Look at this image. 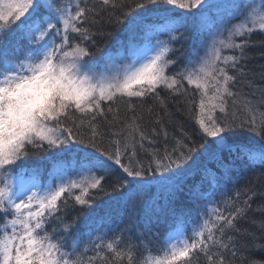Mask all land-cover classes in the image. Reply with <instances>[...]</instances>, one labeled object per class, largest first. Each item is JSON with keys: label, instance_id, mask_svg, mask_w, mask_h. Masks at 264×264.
<instances>
[{"label": "snow or ice", "instance_id": "1", "mask_svg": "<svg viewBox=\"0 0 264 264\" xmlns=\"http://www.w3.org/2000/svg\"><path fill=\"white\" fill-rule=\"evenodd\" d=\"M103 24L124 28L128 42H120L116 52L97 44V36H112ZM190 25L204 37L203 55L196 53L170 72L181 58H169L180 51L173 45L187 39ZM257 31L264 33V0H0V264H198L201 254L206 264H231L223 254L237 255L229 232L252 236L251 247L264 249L255 243L264 237L242 232L236 224L258 195L247 187L239 204L241 191L222 206L215 200L211 207L197 205L202 211L195 223L179 216L163 236L141 233L139 243L123 247L135 203L128 225L109 240L105 236L115 226L93 218L84 225L89 239L83 246L72 236L78 217L61 221L59 230H47L69 199L91 210L99 196L90 191L115 193L127 206L155 183L175 197L189 162L195 163L200 150H209L208 138L216 146L212 158L225 171L236 162L264 167V71L255 74L247 67L253 58L247 49L256 46L251 36ZM137 39L142 43H133ZM185 83L199 92L198 103L185 100L197 126L192 134L160 95L166 90L170 96H187ZM148 99L159 107L157 112L146 109L150 130L140 123L143 112L119 116L120 101L135 113L134 101ZM245 133L259 144L240 139ZM194 135L205 143L197 144ZM161 141L162 147H156ZM30 149L57 157L46 183L40 182L38 168L27 170L28 180L25 170L13 171ZM204 198L196 193L195 199ZM256 210L264 212V203ZM254 223L264 230V221Z\"/></svg>", "mask_w": 264, "mask_h": 264}, {"label": "trees", "instance_id": "2", "mask_svg": "<svg viewBox=\"0 0 264 264\" xmlns=\"http://www.w3.org/2000/svg\"><path fill=\"white\" fill-rule=\"evenodd\" d=\"M220 2L224 1L216 3ZM128 3H132V0H128ZM176 14L179 15L180 13L177 12ZM101 27L112 32V36L108 39H102L99 36L96 37L97 44L104 47L106 51L116 52L120 42H128L123 26L109 27L107 24H103ZM181 31H184V29H181ZM203 39L204 37L197 35L191 30L190 25L187 39L173 45V47L180 49V51L171 53L169 58L175 59L177 56L181 58L177 64L170 69V72L178 70L180 66L186 63L188 58H195L196 53L203 55ZM251 41L254 42L256 46L247 49V52L253 57L247 61V67L253 73L259 74L264 71V68L261 67L264 65V55H262L264 54V46L260 45V42L264 41V33L259 31L254 32L251 36ZM96 59L99 60V57H96ZM258 80L259 77L257 75V81ZM184 87L188 89L187 96H170L166 90L160 91V95L167 98L169 109L176 113L175 119L183 124L186 132L192 134L196 132L197 126L193 118L188 115V105L185 103V100L194 99L198 103L199 92L187 83H185ZM134 103H136L137 108L136 112L132 113L127 111L126 101H120L119 116L127 118L134 114L140 115L143 112V119L140 123L144 125L146 130H150L153 126L149 122L152 117L149 116L146 109L152 107L153 111L157 112L159 111L158 105H156L153 99H148L143 103L134 101ZM105 106H107V102ZM112 107L116 108L117 105L114 104ZM177 108L183 111L177 113ZM195 111L196 108L193 106V112ZM108 120H112L111 115L108 116ZM111 138L110 136L106 137V139ZM193 138L196 139L197 144L205 143L199 136L194 135ZM240 139L244 142H248L252 139L254 143L257 145L259 144L258 138H251L247 133L240 137ZM229 142H231V140ZM162 145L163 141L157 144L156 147H162ZM206 147L209 149L207 152L200 150V154L193 158L195 163L192 161L189 162L191 167L188 169L187 173L183 174L178 180L177 187L181 190L176 193L175 197H169V188L158 186L155 183L150 185L138 198L127 202V206L125 201L116 198L117 194L115 193L106 195L90 191L91 195L99 196V199L91 210L81 209L73 200L69 199L66 205L61 204V211L57 214L59 219L51 220L47 224V230L50 233L54 228L59 230L61 221H71L73 217H78L79 223L73 231L72 236L73 238L78 237L83 246L88 243L89 239L85 234L87 229H85L84 225L89 218H93L97 222L102 221L109 226H115L114 230L108 232L107 236H105V239L109 240L128 225L129 208L135 203L137 207L135 209L134 224L128 225L131 228L130 232L123 233L122 243L120 245V247H123L130 241L139 243V241L144 238L140 235L141 233L148 235L150 233L159 232L161 236H163L164 233L168 232L174 226L179 216L183 217L186 224L195 223L200 218L199 214L202 211L197 205H207L211 207L210 201L215 200L218 205L222 206L223 202L228 197H234L236 191H241V197L237 201L239 204L246 196L243 189L247 187L255 190L258 195L251 201L253 206L252 209L248 210L245 217L239 218L236 221L237 227L241 229L242 232L247 230L255 233L257 237H264V230H261L258 224L254 223V221H264V212L256 210V205L264 203V196L260 195V193H264V167H244L240 162H236L231 166V171H225V169L220 166V163L211 156L212 151L215 150L216 147L212 142V138H208ZM222 155L224 163L229 164V154L224 152ZM140 158L145 160V162L148 159V157L144 156L142 153ZM56 159L57 157L52 153H36L30 149L29 155L17 162L14 171L23 169L26 173H30L27 171L28 169H41L44 182L49 176ZM185 168H188V166H185ZM97 175H99V173H97ZM109 183L110 182L105 183L106 188H108ZM197 192H202L205 198L195 199ZM74 194L79 193L75 192ZM3 220L4 217L0 216V222ZM96 226V224L93 225V237L99 234L95 230ZM101 231H103V229H101ZM227 235L235 236L237 255L233 258L231 253L225 250L223 254L226 261H231V264H249L250 260L264 261V249L255 250L251 247L254 243L252 236L246 234L237 235L234 232H229ZM255 243L264 244V239H258ZM245 244L249 245V247H245ZM211 251L215 252L218 251V249L213 248ZM87 255H94V252H89ZM97 264H99V262H97ZM194 264H196L195 261ZM198 264H206V258L202 254L199 256Z\"/></svg>", "mask_w": 264, "mask_h": 264}, {"label": "rangeland", "instance_id": "3", "mask_svg": "<svg viewBox=\"0 0 264 264\" xmlns=\"http://www.w3.org/2000/svg\"><path fill=\"white\" fill-rule=\"evenodd\" d=\"M219 1H224V0H212V2H214V3L219 2ZM253 2H254L255 4H258V0H253ZM164 38H165V37H161V39H164ZM133 43L139 44V43H142V41H141L140 39H137V40L133 41ZM52 170H53V168H52ZM52 170H51V171H52ZM13 171H14V169H13ZM51 171H50V173H51ZM14 172H15V171H14ZM50 173H49V175H50ZM23 178H24L25 180L30 179V178H31V173H26V172H25ZM38 178H39L40 182L43 184V183H46V182H47L49 176H48V177L44 180V182H43V173H42V170L39 169V177H38ZM76 192L79 193V190H76Z\"/></svg>", "mask_w": 264, "mask_h": 264}]
</instances>
